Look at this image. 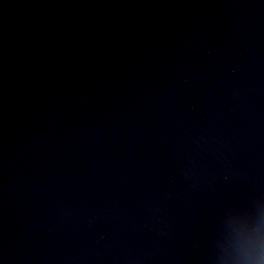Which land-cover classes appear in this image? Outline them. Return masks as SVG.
Here are the masks:
<instances>
[{
  "label": "clouds",
  "instance_id": "clouds-1",
  "mask_svg": "<svg viewBox=\"0 0 264 264\" xmlns=\"http://www.w3.org/2000/svg\"><path fill=\"white\" fill-rule=\"evenodd\" d=\"M260 257H261V258H260L259 260H257V259H256V256L253 255V256L250 257V259L255 260V261H256V264H264V251H262V252L260 253Z\"/></svg>",
  "mask_w": 264,
  "mask_h": 264
}]
</instances>
